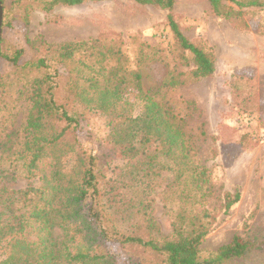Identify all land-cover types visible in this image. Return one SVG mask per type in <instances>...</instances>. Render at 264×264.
Returning <instances> with one entry per match:
<instances>
[{"label": "trees", "instance_id": "trees-1", "mask_svg": "<svg viewBox=\"0 0 264 264\" xmlns=\"http://www.w3.org/2000/svg\"><path fill=\"white\" fill-rule=\"evenodd\" d=\"M102 1L110 0H18L1 29L27 24V7L49 13ZM131 1L168 12L173 52L188 71L173 70L160 48L140 42L132 64L116 34L61 44L26 37L23 65L24 50L0 38V60L13 67L28 104L22 131L0 133V264H232L255 248L233 236L203 255L202 241L239 194H217L196 157L207 138L200 109L188 101L180 116L168 102L174 89L213 75L212 50L182 34L170 13L175 0ZM206 1L215 16L233 21L244 9L264 8V0ZM0 4L3 17L5 0ZM9 75L0 72V89ZM96 117L106 135L91 151L78 131ZM18 173L26 187L8 189ZM158 188L161 201L175 207L166 237L153 215Z\"/></svg>", "mask_w": 264, "mask_h": 264}, {"label": "rangeland", "instance_id": "rangeland-1", "mask_svg": "<svg viewBox=\"0 0 264 264\" xmlns=\"http://www.w3.org/2000/svg\"><path fill=\"white\" fill-rule=\"evenodd\" d=\"M17 1L5 0L4 24L16 13ZM225 4L238 11L234 5ZM26 11L27 24L12 23L1 29L0 36L24 50L20 65L30 56L26 37L61 44L116 34L123 40V52L132 64L140 42L160 48L162 61L173 70L190 69L173 52L168 12L161 8L131 0H110L57 6L49 13L34 6ZM170 13L185 37L212 50L215 71L210 77L174 89L168 102L180 116L186 115L188 101L200 109L207 138L196 157L210 170L217 194H239V200L227 213L218 215L200 248L205 256L239 236L251 240L255 248L232 264H264V8L244 9L233 21L215 16L206 0H175ZM0 72L10 74L0 89V133L21 132L28 107L26 96L12 66L0 60ZM126 96L134 101L137 113L140 103L135 95ZM105 135L106 128L99 117L90 125L81 124L78 131L80 142L91 151L97 149ZM162 175L166 181L171 179L169 173ZM31 183L37 187L39 180ZM26 185L18 173L6 186L16 191ZM162 191L163 188L152 191L151 197L161 237H166L172 232L170 217L175 207L161 201ZM209 202L215 204L214 200ZM112 250H116L115 246Z\"/></svg>", "mask_w": 264, "mask_h": 264}, {"label": "water", "instance_id": "water-1", "mask_svg": "<svg viewBox=\"0 0 264 264\" xmlns=\"http://www.w3.org/2000/svg\"><path fill=\"white\" fill-rule=\"evenodd\" d=\"M1 22H2V7L0 4V36H1Z\"/></svg>", "mask_w": 264, "mask_h": 264}]
</instances>
